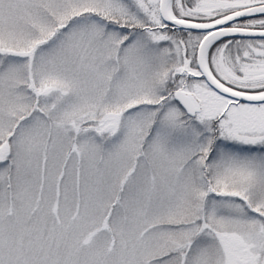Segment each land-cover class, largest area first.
Here are the masks:
<instances>
[{"label":"snow or ice","instance_id":"obj_1","mask_svg":"<svg viewBox=\"0 0 264 264\" xmlns=\"http://www.w3.org/2000/svg\"><path fill=\"white\" fill-rule=\"evenodd\" d=\"M0 264H264V0H0Z\"/></svg>","mask_w":264,"mask_h":264}]
</instances>
